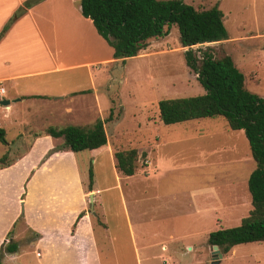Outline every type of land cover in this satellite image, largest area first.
Listing matches in <instances>:
<instances>
[{
    "label": "rangeland",
    "instance_id": "374dc122",
    "mask_svg": "<svg viewBox=\"0 0 264 264\" xmlns=\"http://www.w3.org/2000/svg\"><path fill=\"white\" fill-rule=\"evenodd\" d=\"M184 2L199 10L218 6L224 12L229 38L193 49L198 55L210 48L216 58L231 56L245 75L246 87L264 97V0ZM188 49L174 25L166 37L149 40L138 56L92 66L101 99L108 105L103 108L112 107L108 114L112 112V119L106 122L111 145L116 150L136 148L139 152L133 176L120 172L106 149L100 151L97 162L92 158L97 156L95 152H83L89 158L82 176L88 186L93 168L97 190L105 201L102 220L108 222L112 239L107 246L97 235L101 264H211L210 233L222 222L226 228L240 225L252 209L248 180L256 163L244 130L231 129L222 116L175 124L160 118V100L206 92L197 73L187 65ZM82 61L78 58L76 62ZM62 84L70 87L74 82ZM86 84L83 77L78 87ZM153 133L161 138L150 154L154 164L146 174L147 159L140 147ZM120 191L128 195L132 229L126 223ZM219 201L224 206L212 208ZM39 237L38 232L27 231L22 243ZM10 243L0 247L1 264H42L45 259L39 247L9 253L6 247ZM50 254H54L51 262L55 264L81 263V256L64 250ZM223 254L220 264H264V241L239 244Z\"/></svg>",
    "mask_w": 264,
    "mask_h": 264
},
{
    "label": "crops",
    "instance_id": "0c3cea01",
    "mask_svg": "<svg viewBox=\"0 0 264 264\" xmlns=\"http://www.w3.org/2000/svg\"><path fill=\"white\" fill-rule=\"evenodd\" d=\"M25 1L0 0V32ZM113 55L114 49L99 35L93 21L82 14L81 0H44L28 9L0 40V84L6 88L0 101H11L9 105L0 103V129L6 138L5 143L0 142V154H9L7 164L0 165V247L8 241L19 244L18 253L39 247L45 258L42 264H55L50 253L57 255L58 250L81 256L80 264H101L97 235L107 246L112 239L108 222L102 220L105 201L97 181L89 191L82 176L89 157L84 151L63 147L64 137H53L47 129L92 127L108 117L112 107L103 108L108 105L101 99L92 66L121 60ZM78 58L84 61L76 62ZM83 77L87 84L78 87ZM67 81L74 82V88L62 84ZM160 138L153 133L140 147L147 159L146 174L154 164L150 154ZM104 149L113 154L116 165L117 150L109 136L107 146L92 151L97 155L92 158L97 162ZM120 197L132 229L128 195L120 191ZM222 206L219 201L212 208ZM221 224L217 226L225 227ZM27 231L38 232L40 237L23 244ZM132 237L140 252L135 235Z\"/></svg>",
    "mask_w": 264,
    "mask_h": 264
},
{
    "label": "trees",
    "instance_id": "16d2710c",
    "mask_svg": "<svg viewBox=\"0 0 264 264\" xmlns=\"http://www.w3.org/2000/svg\"><path fill=\"white\" fill-rule=\"evenodd\" d=\"M44 0H26L0 32V40L11 26L28 9ZM82 14L90 18L99 33L114 49V58L125 62L136 57L148 47L152 38L166 37L172 26L180 32L187 65L197 73V79L205 93L197 96L162 99L159 101L161 120L175 124L200 118L222 116L233 130H244L256 163L248 187L252 209L240 225L218 227L210 233L209 243L218 245L228 253L239 244L264 241V97L250 91L245 85V75L233 58L226 55L216 58L210 48L193 47L227 40L229 34L224 23V12L213 6L199 10L183 0H81ZM99 119L92 127L69 125L63 128L49 127L53 137H64L63 147L74 152L99 151L108 144L105 123L112 119ZM0 142L5 143V131L0 129ZM116 167L126 176L137 172L139 152L136 148L117 150ZM9 154L0 158V165L7 164ZM89 191L93 190L94 171L89 170ZM82 216V215H81ZM19 244L11 242L9 253L18 251ZM2 256L0 255V264Z\"/></svg>",
    "mask_w": 264,
    "mask_h": 264
},
{
    "label": "water",
    "instance_id": "95a60500",
    "mask_svg": "<svg viewBox=\"0 0 264 264\" xmlns=\"http://www.w3.org/2000/svg\"><path fill=\"white\" fill-rule=\"evenodd\" d=\"M0 103L3 105H9L11 101L6 99V100H1ZM90 197H91L92 204H93L94 202L93 194H90ZM89 211H92V210H89ZM223 257H224V254L222 253L220 247L218 245H213V258H212L211 264H220L223 260Z\"/></svg>",
    "mask_w": 264,
    "mask_h": 264
},
{
    "label": "built area",
    "instance_id": "2783aa9c",
    "mask_svg": "<svg viewBox=\"0 0 264 264\" xmlns=\"http://www.w3.org/2000/svg\"><path fill=\"white\" fill-rule=\"evenodd\" d=\"M6 94V88L0 84V97Z\"/></svg>",
    "mask_w": 264,
    "mask_h": 264
}]
</instances>
